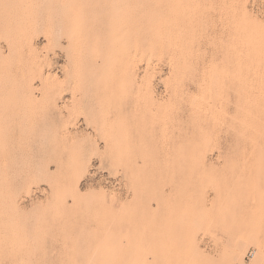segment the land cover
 <instances>
[{
    "label": "rangeland",
    "instance_id": "rangeland-1",
    "mask_svg": "<svg viewBox=\"0 0 264 264\" xmlns=\"http://www.w3.org/2000/svg\"><path fill=\"white\" fill-rule=\"evenodd\" d=\"M248 253L264 264V0H0V264Z\"/></svg>",
    "mask_w": 264,
    "mask_h": 264
},
{
    "label": "built area",
    "instance_id": "built-area-1",
    "mask_svg": "<svg viewBox=\"0 0 264 264\" xmlns=\"http://www.w3.org/2000/svg\"><path fill=\"white\" fill-rule=\"evenodd\" d=\"M251 258V253H248L245 257V261H248Z\"/></svg>",
    "mask_w": 264,
    "mask_h": 264
},
{
    "label": "bare ground",
    "instance_id": "bare-ground-1",
    "mask_svg": "<svg viewBox=\"0 0 264 264\" xmlns=\"http://www.w3.org/2000/svg\"><path fill=\"white\" fill-rule=\"evenodd\" d=\"M237 249H238V248H237ZM257 250H258V249H257ZM259 251H260V250H259ZM252 256H253V255H252V253H251V258H252ZM251 258H250V259H251ZM250 259H249L248 261H244V263H241V264H247V263H249ZM223 263H224V262H223ZM224 264H225V263H224Z\"/></svg>",
    "mask_w": 264,
    "mask_h": 264
}]
</instances>
